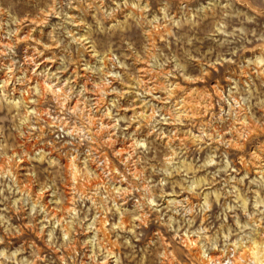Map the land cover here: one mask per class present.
<instances>
[{
  "label": "clouds",
  "instance_id": "9594fccd",
  "mask_svg": "<svg viewBox=\"0 0 264 264\" xmlns=\"http://www.w3.org/2000/svg\"><path fill=\"white\" fill-rule=\"evenodd\" d=\"M195 257L264 264V0H0V264Z\"/></svg>",
  "mask_w": 264,
  "mask_h": 264
},
{
  "label": "rangeland",
  "instance_id": "374dc122",
  "mask_svg": "<svg viewBox=\"0 0 264 264\" xmlns=\"http://www.w3.org/2000/svg\"><path fill=\"white\" fill-rule=\"evenodd\" d=\"M20 7H21V9H25V8H26V5L22 2L21 5H20ZM155 39L159 40L160 37L157 36ZM161 42H162V41H161ZM140 63H142V62H140ZM65 187H67V188L69 189V191H70V190H71V183H69V184L66 185ZM185 251L187 252V249H185ZM195 259L197 260V264H206V262H202V261H200L198 257H195ZM188 264H192V261L189 260V261H188Z\"/></svg>",
  "mask_w": 264,
  "mask_h": 264
}]
</instances>
